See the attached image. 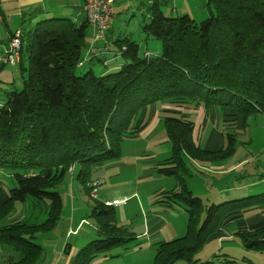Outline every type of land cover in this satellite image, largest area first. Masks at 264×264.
<instances>
[{
    "label": "trees",
    "instance_id": "16d2710c",
    "mask_svg": "<svg viewBox=\"0 0 264 264\" xmlns=\"http://www.w3.org/2000/svg\"><path fill=\"white\" fill-rule=\"evenodd\" d=\"M206 6L210 17L196 23L187 15L166 17L155 2L142 32L161 42L160 54L140 56L134 42L120 39L114 43L113 58L123 62L115 69L110 60L91 52L85 19L80 24L48 19L32 26L23 20L14 67L25 77L21 90L8 93L0 107V171L9 172L15 183L9 190L0 185V223L15 203L31 198L48 202L51 227L61 208L56 189L66 173L74 175L78 167L77 179L87 191L91 169L118 159L123 137L142 132L156 105L201 107L203 122L215 110L230 118L232 125L226 121L224 129L226 146L219 151L208 152L197 144L188 115L160 120L171 154L156 164V172L177 184L160 193L156 204H180L189 217L183 237L157 245L154 264H233L226 255L214 254L202 263L195 256L245 213L257 211L264 221V194L203 206L185 184L191 175L184 160L229 158L237 140L235 128L241 126L242 131L248 118L264 116V0H207ZM84 62L106 70L96 75L90 68L76 75ZM92 217L107 239L99 249L131 238L116 228L113 206L96 205ZM48 222L0 227V246L20 257L17 262L9 257L4 264H35L42 251L34 243L35 234L45 231ZM236 236L245 250L264 251V224L238 228Z\"/></svg>",
    "mask_w": 264,
    "mask_h": 264
},
{
    "label": "rangeland",
    "instance_id": "374dc122",
    "mask_svg": "<svg viewBox=\"0 0 264 264\" xmlns=\"http://www.w3.org/2000/svg\"><path fill=\"white\" fill-rule=\"evenodd\" d=\"M207 0H161L160 10L166 17H179L188 15L196 23L210 17L206 6ZM119 25V20L114 24ZM130 24L125 26L127 32H132L138 45L139 55L144 56L149 51L152 56H157L162 50L159 40L153 38H137L138 30ZM91 41L90 32L87 33V42ZM26 66V63L24 64ZM100 75L106 69L99 65L84 62L82 67L75 70L76 75H82L89 69ZM24 77L18 73L17 67L4 65L0 71V107L5 102L8 93L20 91ZM155 113L158 111L155 109ZM197 118V117H196ZM194 115L190 120H196ZM151 120L144 130L152 126ZM159 123V122H158ZM248 128L245 132L236 135V150L227 163H238L248 159L244 164L245 171L241 174L235 171L223 181L239 179L245 175L254 181L255 188L251 192H230L233 197H220L218 185L221 181L215 176L216 172L203 171L201 163L195 166L184 160L189 169L190 178L186 179V186L193 197L200 199L203 206L218 205L225 201L238 200L249 196L264 194V118L250 117L246 122ZM202 132L203 137L206 134ZM142 130V132L144 131ZM164 134L161 123L154 127V132L148 137L139 134L124 136L120 144V156L114 161L107 162L101 167L91 169L87 191L77 179L78 167L74 175L70 172L63 177L56 191L61 198V208L54 224L50 227L49 208L47 201H34L28 198L25 203H15L14 211L0 223V227L9 226L19 222L30 226L49 223L45 231L35 234L34 243L41 248V256L35 264H154L157 245L169 238H181L185 235L188 224V213L185 207L178 204L168 210L164 215L166 223L159 229V235L149 243L147 236L143 239L136 237L142 232L144 213L140 209L150 211L161 196L153 194L166 192L176 188L174 178L157 174L156 164L170 157V144L152 145L150 140L157 139ZM248 138L251 142L247 145ZM224 142H226L224 136ZM225 145V144H224ZM148 158V159H146ZM151 160V161H150ZM153 162L149 164L148 162ZM191 161V160H190ZM242 168V170H244ZM244 178L236 180L235 185L243 184ZM0 185L9 190L15 186L12 175L7 171H0ZM234 185V186H235ZM213 186V188H211ZM236 194V195H235ZM112 202L114 208L115 226L125 230L131 238L125 242L102 250L98 247L106 242V236L96 227L92 217L93 208L105 202ZM256 213V212H254ZM237 224L230 223L223 231V239L206 244L195 256L200 263L210 261L214 254L226 255L227 260L233 264H264V251L245 250L236 236ZM11 257L17 262L19 254L10 248L0 246V264ZM222 262V263H220ZM216 261V264H227L226 261ZM177 264H185L177 262Z\"/></svg>",
    "mask_w": 264,
    "mask_h": 264
},
{
    "label": "crops",
    "instance_id": "0c3cea01",
    "mask_svg": "<svg viewBox=\"0 0 264 264\" xmlns=\"http://www.w3.org/2000/svg\"><path fill=\"white\" fill-rule=\"evenodd\" d=\"M113 1V23L110 29L106 32L104 40L96 43L93 46L91 52H95V55H99L98 57L106 59L107 61L110 60L109 62L110 64H112L111 68L115 69L121 66L123 62L119 58H113V52L116 50V46L114 44L115 41L127 38L128 40L134 42L137 45V43L135 42V36L132 32H127V28L125 26L128 27L130 24L134 25L132 28L134 30H138L137 38H139V41L140 39L149 38L146 37L145 34L142 32V27L147 24L150 20V7L155 2L158 3L160 6L161 0ZM83 4L84 0H0V53H2L7 47L8 38L10 37V35L21 28V23L23 22V20L27 21L30 26L39 21L48 19H66L72 21L73 23L80 24L85 19V15L83 12ZM118 20L119 25L115 26L114 24ZM90 43L91 41L89 42V44ZM145 54L151 55L149 51H146ZM156 110L158 111V113H154L151 119L152 123L150 124H152V126H149L147 130L141 132V135L145 138L150 136V134L154 132V127L158 125L160 123V120H162L164 117H177L178 114H185L188 115L190 118L191 115H194L195 118H197L194 121L193 138L197 142V144H199V146L203 150L208 152H215L225 148L226 142H224V136L226 130L224 129L227 126L226 124L230 122V118H225L217 110H215L213 112L214 114L209 117L205 122H203L204 112L201 107H198L197 109H192V107L186 108V106L178 104L160 103L156 105ZM255 116L264 118V116L260 114ZM239 120L240 119L237 118V121ZM229 125H232V123L230 122ZM206 126H208L209 128L206 129V134L203 137V131L205 130ZM240 128L241 126H237L235 128L237 134H239L238 132H245L248 128V125L244 129H242V131H240ZM150 141L151 142L149 143L151 144V146H166L168 144L165 132L164 134L162 133V135H160L157 139ZM250 142L251 140L248 138L246 144L248 145ZM235 148L234 153L236 150ZM234 153L230 157H232ZM227 159L219 162H202L201 167L203 171L205 170L207 173H210V171L216 172L215 176L217 178L220 176H228L234 171L235 173L236 171H238L239 174L245 171L244 166L246 164L244 163L248 159L242 160L238 163H227ZM150 161L148 162L149 164L153 163ZM188 162H190L191 165L195 166L194 164L196 161L188 160ZM242 168L244 170H242ZM242 178H244L243 184H234L235 180L237 183V180ZM218 179L221 182L220 184H217L218 192L216 194H218L220 197H224V195L226 194L228 195V197H233L234 195L232 196L231 194H229L232 191H235L237 193H244V191H248L250 193L251 189L255 188V186L257 185L254 183L253 180L248 179L245 175L241 176L239 179L231 180L230 182H228L229 180H227V182L223 181L225 178ZM211 188H213V186H211ZM160 193L162 192L153 194V197ZM105 203L108 204L107 206H110L112 202L106 201ZM153 205L154 208L151 209V212L146 211L144 208H139L141 211L140 214L144 213V221L142 222V232H140L136 236L143 239V236L146 235V238L148 239L149 243H152L151 240L159 235V229H161V227H163L166 223L164 215L170 214L167 212L168 210H171L160 204L155 203ZM263 222L264 221L262 220V216H260L257 211H250L243 215L240 222L234 223L237 224V229L247 228L252 230L263 226ZM173 239L174 238L172 237L168 240H163V242L170 241ZM217 239L222 240L223 235L221 237H216L214 241Z\"/></svg>",
    "mask_w": 264,
    "mask_h": 264
},
{
    "label": "built area",
    "instance_id": "2783aa9c",
    "mask_svg": "<svg viewBox=\"0 0 264 264\" xmlns=\"http://www.w3.org/2000/svg\"><path fill=\"white\" fill-rule=\"evenodd\" d=\"M113 2V0H84L83 12L91 33L90 47L103 41L106 32L110 29L114 20ZM19 37V31H16L10 38L5 50L0 53L1 65H10L12 67L16 65L20 51ZM84 59H89L88 54Z\"/></svg>",
    "mask_w": 264,
    "mask_h": 264
}]
</instances>
